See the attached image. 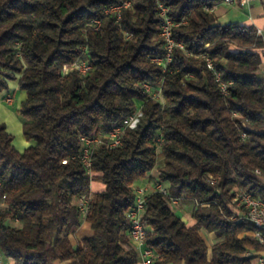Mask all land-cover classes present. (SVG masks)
<instances>
[{
    "label": "trees",
    "instance_id": "1",
    "mask_svg": "<svg viewBox=\"0 0 264 264\" xmlns=\"http://www.w3.org/2000/svg\"><path fill=\"white\" fill-rule=\"evenodd\" d=\"M218 1L130 0L117 21L105 10L119 0H0V92L10 81L26 92L23 136L35 142L17 152L0 123V252L11 264H138L126 212L154 170L168 196L149 194L142 213L152 264H257L264 243L232 200L239 190L264 201V40L219 24L206 10ZM160 5L183 47L165 68L152 60L165 54ZM79 58L91 70L65 72ZM137 112L119 147L93 148L87 171L81 137ZM170 198L193 203L192 226ZM82 222L92 234L73 244ZM202 229L215 235L210 249Z\"/></svg>",
    "mask_w": 264,
    "mask_h": 264
},
{
    "label": "built area",
    "instance_id": "2",
    "mask_svg": "<svg viewBox=\"0 0 264 264\" xmlns=\"http://www.w3.org/2000/svg\"><path fill=\"white\" fill-rule=\"evenodd\" d=\"M225 3H232L234 0H223ZM256 0H238V4L245 8L250 3ZM131 7L130 0H119V3L113 4L106 8V15H114L116 20L120 19V13L122 9H126ZM160 8V16L162 18V22L160 25L159 37L162 39L164 43L165 54L163 57H156L152 60L162 65L164 68L171 62L173 49L175 46L179 48H183L182 45L176 44L172 37V28L175 26L169 17H167L166 8L162 5ZM215 9V3L206 7L208 12H213ZM90 25L93 26L95 30H99L101 26L100 20L93 21ZM207 68L212 69V65L209 59H206ZM69 69H75L81 75H86L91 70V65L85 58H79L74 61L70 65H65L64 70L67 72ZM144 89L147 93L151 94V97L157 99L160 96V92L152 93V88L149 85H144ZM221 89L224 93H226L225 86L222 84ZM6 101L11 102L10 98H7ZM140 112L130 116L128 120L121 126H114L108 133L102 136L95 137H81L82 149L77 156L83 166L87 171L90 172V168L92 166L91 163V154L92 150L95 146L99 144H105L109 148H116L122 144L121 137L123 131L128 126H133ZM258 173V171H256ZM214 181L212 180L211 183ZM151 193H160L163 196H168L167 189L161 185L160 183H154L151 190L145 186H137L135 188L134 194V202L133 205L126 212V219L129 222V239L131 243H133L135 249L139 254V262L138 264H152L153 263V254L149 248L144 246V242L147 235V229L142 223V213L145 209V201L146 197ZM179 200L171 199L170 203L172 206H176ZM232 204H234L237 208L241 209V216L244 220L253 224L256 228L254 232V237L260 242L264 243V201L260 199H254L249 193L239 191L235 198L232 200ZM88 208V198L82 196L79 199V209L83 215H85ZM0 264H11L0 252ZM257 264H264V253H261L257 257Z\"/></svg>",
    "mask_w": 264,
    "mask_h": 264
},
{
    "label": "crops",
    "instance_id": "3",
    "mask_svg": "<svg viewBox=\"0 0 264 264\" xmlns=\"http://www.w3.org/2000/svg\"><path fill=\"white\" fill-rule=\"evenodd\" d=\"M213 13L216 15L219 24L225 25L228 23H239L243 26H251L262 37V40H264V0H256L245 8H242L238 4V0H234L232 3H225L221 0L215 2V9ZM260 75L264 77V56H262ZM7 98H10L11 102L8 103L6 101ZM25 99L26 92L19 90L17 81L8 82V89L0 92V123L4 124L6 132L13 137L12 145L19 153H23L25 149L35 145L34 141H26L23 136V125L28 121L21 116L19 110L21 103ZM156 174V172L148 174L145 179L138 181L136 185L145 186L150 191L154 184L151 179L156 177ZM93 184H95L96 187H94ZM103 189L104 187L100 183H91L90 185V190L94 193L101 192ZM183 220L189 226H192L194 223L191 218L189 222H187L184 218ZM91 234L92 232L89 225L82 222L81 225L74 231V235L71 236V239L73 244H75L78 239L90 237ZM205 236L206 238L203 236L204 241L210 249L214 242V234L207 233ZM131 244L133 245V243ZM54 264L63 263L57 261L54 262Z\"/></svg>",
    "mask_w": 264,
    "mask_h": 264
},
{
    "label": "rangeland",
    "instance_id": "4",
    "mask_svg": "<svg viewBox=\"0 0 264 264\" xmlns=\"http://www.w3.org/2000/svg\"><path fill=\"white\" fill-rule=\"evenodd\" d=\"M222 24H224V23H222ZM157 99L162 104L164 103V99L162 97H158ZM161 163H162L161 158H159L157 165H161ZM153 172L155 173V170ZM93 186L96 187L95 184H93ZM238 192H239V190H237V193ZM192 206H193L192 202H190L188 200H185V201L182 200V201H179L178 204H176V206L174 205L172 208H173V210L177 216L184 218L187 222H189V220L191 218L190 216H191ZM235 208H237V207L235 206ZM237 209H239V208H237ZM206 234H207V232H205L203 229L200 230V235L202 236L203 239H204V237L206 238V236H205ZM214 237H215V235H214ZM206 240H208V239H206ZM214 240H215V238H214Z\"/></svg>",
    "mask_w": 264,
    "mask_h": 264
}]
</instances>
